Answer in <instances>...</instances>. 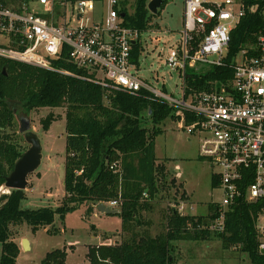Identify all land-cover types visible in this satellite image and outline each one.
Masks as SVG:
<instances>
[{"label":"trees","instance_id":"trees-1","mask_svg":"<svg viewBox=\"0 0 264 264\" xmlns=\"http://www.w3.org/2000/svg\"><path fill=\"white\" fill-rule=\"evenodd\" d=\"M23 1L0 0L8 7ZM150 1L135 0L130 5L134 11L130 13L129 1L121 0L119 14L124 26L149 31L154 17L148 9ZM244 3L249 9L231 34L229 60L243 48L255 44L264 26V0H244ZM140 56L141 47L136 45V64H139ZM54 64L80 77L0 58V189L28 150L15 140V133H11L19 108L65 107L67 132L66 196L57 210L23 209L21 202L27 199L26 190L0 193V264H17L19 247L13 240V228H17L16 233L24 224L34 231L48 228L55 223L56 215L64 218L87 203V215L90 216L99 204L119 198L122 232L127 236L120 244L90 247L87 254L90 264H174L178 242L216 238L221 240L224 249H240L251 264H264L256 229L264 201L233 207L226 215L224 232L204 228L219 216L215 204L210 206L206 218L172 212L157 235L142 231V213L152 210L156 197L166 186V168L157 159L156 137L162 132L158 125L173 118L174 110L146 96L110 92L98 83L83 79L81 76L85 73L72 63L55 60ZM232 77L233 71L227 67L206 68L198 73L190 72L188 85L206 90L211 82L227 83ZM54 120L50 113L41 121L43 129L48 130ZM146 122L152 123V129L144 126ZM113 165L115 167L111 169ZM218 185L219 181L213 176V188ZM145 193L148 198H144ZM199 226L203 228L199 229ZM66 256L65 251L55 250L46 255L42 264H65Z\"/></svg>","mask_w":264,"mask_h":264},{"label":"built area","instance_id":"built-area-1","mask_svg":"<svg viewBox=\"0 0 264 264\" xmlns=\"http://www.w3.org/2000/svg\"><path fill=\"white\" fill-rule=\"evenodd\" d=\"M182 1V36L166 59L181 78L179 98L139 76L145 51L142 36L148 31L124 26L121 0H36L43 12L32 11L25 1L18 9L0 2V58L79 78L55 66V60H62L85 73L83 79L110 92L146 96L171 107L180 127L198 136L199 156L214 167L223 193L221 203L215 204L219 216L204 228L224 232L233 207L264 201V26L255 44L229 60L231 34L249 9L244 0ZM136 45L141 47L139 64L134 62ZM212 67L231 69L232 79L211 82L206 90L188 85L190 72ZM105 204L119 208L121 199ZM187 208L194 210L188 202H169L170 213L209 216L192 215ZM256 229L261 252L264 207Z\"/></svg>","mask_w":264,"mask_h":264},{"label":"rangeland","instance_id":"rangeland-1","mask_svg":"<svg viewBox=\"0 0 264 264\" xmlns=\"http://www.w3.org/2000/svg\"><path fill=\"white\" fill-rule=\"evenodd\" d=\"M26 1H30L32 11L44 10L36 0ZM127 1L132 13L134 9L130 5L135 0ZM20 5L17 2L11 7L19 8ZM159 12L153 17V27L142 36L145 51L141 56L139 76L156 89L165 88L170 95L179 98L182 81L178 73L172 72L166 64V59L169 50L182 36L184 3L182 0H166ZM50 113L55 120L48 130H44L41 121ZM24 120L30 122V131L41 140L43 159L39 169L28 177L31 186L28 184L27 199L21 202V207L57 210L66 195V108H19L16 111L15 127L11 133H15V140L29 149L25 134L20 132ZM144 126L152 129L150 122H146ZM158 127L162 132L156 137V155L159 163L166 168L167 181L152 204V210L141 215V230L152 236L164 229L170 201L188 202L194 207L193 211L187 208L188 213L207 215L210 206L221 203L223 197L222 191L212 186L214 167L199 156L198 136L187 133L172 117L161 122ZM9 192L4 186L0 189L1 194ZM87 206V203L81 205L64 218L56 215L55 223L49 231L44 228L34 231L27 224L20 226L18 233L17 228H13V237L19 247L17 264H42L46 255L55 250L67 253L65 264H85L89 247L101 246L103 243L120 244L124 239L123 235L127 236L122 234L121 215L100 213L88 216ZM105 237L111 240L104 241ZM25 239L31 246L28 251L23 248ZM1 253L0 243V259ZM174 255V264H251L249 257L240 249H224L221 240L217 238L178 242Z\"/></svg>","mask_w":264,"mask_h":264},{"label":"water","instance_id":"water-1","mask_svg":"<svg viewBox=\"0 0 264 264\" xmlns=\"http://www.w3.org/2000/svg\"><path fill=\"white\" fill-rule=\"evenodd\" d=\"M165 1L151 0L148 4L149 11L156 15ZM30 126V122L24 120L20 132L25 134V141L30 145V148L17 161L13 171L6 178L4 187L8 190H26L29 184V175L35 173L41 166L43 159L42 143L38 135L30 131ZM97 209L100 213L107 215L118 214L120 212L119 210L111 209L105 203L99 204ZM23 248L29 249V242L26 239L23 241ZM261 253L264 254V250Z\"/></svg>","mask_w":264,"mask_h":264},{"label":"crops","instance_id":"crops-1","mask_svg":"<svg viewBox=\"0 0 264 264\" xmlns=\"http://www.w3.org/2000/svg\"><path fill=\"white\" fill-rule=\"evenodd\" d=\"M24 1L27 2L28 5H30V1H26V0H24ZM24 1H23V2H24ZM21 5H22V2H21ZM21 5H20V6H21ZM30 7H31V6H30ZM19 8H20V7H19ZM31 9H32V8H31ZM41 9H42V8H41ZM44 10H45V9H44ZM44 10H42V11H41V10H38V11L43 12ZM183 15H184V14H183ZM29 185H30V183H29ZM27 188H28V187H27ZM26 194H27V189H26ZM65 196H66V195H65ZM97 208H98V206L93 210V213H92L90 216H93V215H96V214H99V215H100V212L98 211ZM111 209H113V208H111ZM114 209L119 210V208H114ZM119 211H120V210H119ZM119 213H120V212H119ZM119 213H118V214H119ZM143 213H146V212H143ZM143 213H142V214H143ZM169 213H170V212H169ZM101 214H102V213H101ZM104 215H105V214H104ZM106 215H107V214H106ZM113 215H115V214H113ZM109 216H111V215H109ZM44 229H46V230L49 231L50 227H48V228H44ZM122 234H124V233H122ZM123 237H125V235H123ZM109 240H111V239H108V238H106V237L104 238V241H109ZM14 241H15V239H14ZM103 244L116 245V244H110V243H103ZM103 244H102V245H103ZM89 248H90V247H89ZM30 249H31V246H30V244H29V249H27V251L30 250ZM24 250H26V249H24ZM49 253H50V252H49ZM86 260H87V262H86L85 264H87V263L89 264V260H88V258H87Z\"/></svg>","mask_w":264,"mask_h":264}]
</instances>
